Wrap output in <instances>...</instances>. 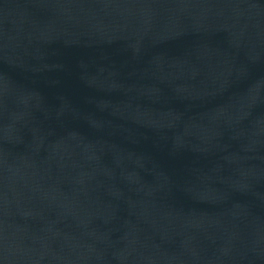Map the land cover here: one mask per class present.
Masks as SVG:
<instances>
[{"label":"water","instance_id":"water-1","mask_svg":"<svg viewBox=\"0 0 264 264\" xmlns=\"http://www.w3.org/2000/svg\"><path fill=\"white\" fill-rule=\"evenodd\" d=\"M0 264H264V0H0Z\"/></svg>","mask_w":264,"mask_h":264}]
</instances>
